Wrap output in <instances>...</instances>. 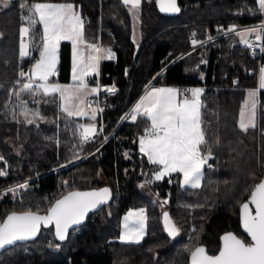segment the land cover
Listing matches in <instances>:
<instances>
[{"label": "trees", "instance_id": "16d2710c", "mask_svg": "<svg viewBox=\"0 0 264 264\" xmlns=\"http://www.w3.org/2000/svg\"><path fill=\"white\" fill-rule=\"evenodd\" d=\"M21 2L25 0H11L7 8L0 5V156L4 158L0 169L7 171L0 176V190L5 189L0 192V222L13 211L46 213L71 190L107 186L113 201L71 230L63 241L50 225L41 228L33 240L1 250L0 264H190V252L197 246L205 247L210 255L218 254L221 237L228 232L249 241L240 223V206L264 178V90L259 95L262 108L255 128L242 131L239 112L246 90L258 85L259 61L234 36L171 60L188 50L190 33L203 37L230 24L258 22L259 14L246 13L258 9L255 0H178L181 11L171 17L157 11L155 0H142L137 46L131 39L129 12L120 0H27L73 3L84 18L85 40L110 48L114 55L112 60L101 61L98 77L102 85L114 84L116 92L106 97L107 105L99 116L103 131L84 144L81 154L97 149L55 172V167L72 159L80 144L75 140L77 122L60 113L57 97V103L39 105L28 94L21 97L30 111L39 110L43 119L36 123H25L19 115L16 122L11 115L19 101L9 92L18 88L21 69L27 72L35 62L32 57L19 58ZM235 10L244 13L234 14ZM33 57L39 58L35 47ZM59 58L58 79L67 83L70 43L61 42ZM152 79L154 85L204 89L205 151L211 147L212 157L198 189L181 187L179 174L161 183H146L157 171L139 151V137L150 122L146 117L136 121L121 117ZM15 111L18 114L20 109ZM103 133L111 134L105 142ZM58 179L73 180L72 186L64 188ZM27 180L29 187L15 198L6 191ZM142 184L145 186L140 187ZM166 193L170 201L162 207L161 197ZM135 208L145 209L147 233L139 244H122L117 241L120 219ZM162 210L169 212L180 229L174 239L163 229Z\"/></svg>", "mask_w": 264, "mask_h": 264}, {"label": "snow or ice", "instance_id": "6c2138e0", "mask_svg": "<svg viewBox=\"0 0 264 264\" xmlns=\"http://www.w3.org/2000/svg\"><path fill=\"white\" fill-rule=\"evenodd\" d=\"M11 0H0V5L7 8ZM162 13H178L177 0H155ZM129 8L133 19H139V10L142 0H122ZM260 14H264V0H255ZM21 26L19 28V58L32 57L34 63L27 72H19L21 78L16 83L18 88L10 91L9 96H15L19 101L11 112L12 118L19 122L17 115L24 117L28 124L42 120L39 110L30 111L27 102L21 97L28 94L32 102L57 103L59 111L68 117H88L95 121L98 113L103 109L93 107L89 96L96 95L100 90L89 87L87 78L98 76L100 62L112 59L110 48H104L98 43H89L85 40L84 18L73 3L53 2H21ZM228 33H235L240 37V43L248 48L264 46L254 45L249 36L255 35L257 42L264 40V21L259 25L239 31L230 26ZM2 35V34H0ZM193 47L203 44L195 38ZM39 40L37 44L36 41ZM208 39H212L208 37ZM62 41L72 44V83L61 85L50 80L57 73L58 52ZM33 47L39 53V58L33 57ZM85 49L87 51H85ZM155 79V78H154ZM233 83H236L233 81ZM108 93H115L113 85L104 89ZM264 90V66L259 70L258 86L247 89L246 97L239 112V128L247 131L256 127L257 108L261 104L259 95ZM203 88L180 90L171 87H152L145 92L131 110L130 117L136 121L138 117H146L150 126L145 128L139 137V151L147 157L149 164L159 166L152 174V180L160 181L164 177L178 173L182 176L181 187L198 189L204 178V167L212 157L211 147L208 145L204 120L202 118ZM53 97L52 100L46 99ZM4 107L7 109L8 104ZM20 109L19 113L15 109ZM128 114L121 117L127 119ZM80 144H86L98 135L95 123L78 125ZM100 131H103L101 126ZM216 143L219 144V138ZM75 147V145H74ZM127 156V154H126ZM4 158L0 156V160ZM210 167V165H209ZM7 171L0 169V176H6ZM152 180L146 183H152ZM171 183V180H169ZM145 185H140L144 187ZM29 187L27 181L6 189L13 197L19 194L20 189ZM111 196L108 188L94 191L69 192L62 199H58L47 209L46 215L26 210L11 212L0 222V249L14 245L18 241L30 240L38 234L41 225L47 227L55 225L56 238L63 241L68 229L72 225L80 224L86 214L106 203ZM158 196V194H157ZM161 202V206L167 204ZM164 230L170 237H176L180 229L170 218L169 213H163ZM240 223L243 231L250 238V242L232 232L221 237V246L218 254L210 255L203 246H197L190 252V264H264V179L253 187L247 202L240 206ZM147 216L145 209L129 210L123 218L122 231L119 239L124 243L139 244L146 235Z\"/></svg>", "mask_w": 264, "mask_h": 264}, {"label": "rangeland", "instance_id": "374dc122", "mask_svg": "<svg viewBox=\"0 0 264 264\" xmlns=\"http://www.w3.org/2000/svg\"><path fill=\"white\" fill-rule=\"evenodd\" d=\"M120 2L122 3V0H120ZM123 4V3H122ZM124 5V4H123ZM125 6V5H124ZM126 7V6H125ZM129 8H130V6H128V7H126V9L128 10V12H129V15H130V21H131V39H132V42L137 46L138 44H139V41H140V10H139V19L138 20H134L133 19V16H132V13L129 11ZM244 10H235L234 11V14H238V15H242L244 12H243ZM254 11H258V9H249V10H247V14L248 15H250V16H253L254 14H259V13H257V12H254ZM262 16H264V14L263 15H261V17H260V19L262 18ZM226 28V27H225ZM220 30H223V29H220ZM193 35V33H190V34H188V36H187V42H188V45H189V41H188V38H189V36L190 35ZM219 34V32L217 33V35ZM229 36H234L237 40H239L240 41V37L239 36H237V35H235V34H232V35H229ZM195 37L196 38H203V37H198L197 35H195ZM242 44V43H241ZM103 47V46H102ZM202 48V47H201ZM189 49V48H188ZM200 49V48H199ZM194 51H196V50H194ZM191 52H193V51H191ZM191 52H188V50L186 51V52H184V53H181L180 55H178V56H176L175 58H173L172 60H171V63L172 62H174L175 60H178V59H180V58H182L185 54H187V53H191ZM262 66H264V65H262ZM261 68V67H260ZM260 68H259V70H260ZM57 69H58V64H57ZM259 70H258V72H257V78H259ZM72 77V76H71ZM92 78V77H91ZM90 78V76L87 78V80L88 79H91ZM50 80L52 81V82H56V83H61L60 81H59V79H58V77H51L50 78ZM153 80V79H152ZM72 83V78H71V80H70V82L69 83H66V84H61V85H68V84H71ZM258 86V85H257ZM89 87L90 88H92V87H95L94 85H90L89 84ZM189 89H192V88H189ZM181 90V89H180ZM183 90V89H182ZM57 97V101L59 100V97L58 96H56ZM95 97V95H93V96H89L88 97V99L91 101V99L92 98H94ZM132 107V106H131ZM262 108V107H261ZM260 108V109H261ZM58 109H59V107H58ZM260 109H258L257 108V114L260 112ZM131 110H132V108L130 109V111H127L126 112V114H128L129 112L131 113ZM61 114H63V116H65V117H68V116H66V114H64L63 112H60ZM129 113V114H130ZM126 114H124L123 116H125ZM128 114V120H130L131 119V117H130V115ZM99 113H98V115H97V117H96V120L95 121H91V120H89L88 119V117H83V118H81V117H76V116H73V117H68L69 119H72V120H74V121H76L77 123H76V125H77V127H78V125H81V124H89V123H95L96 124V126H97V131L99 132V130H100V128H101V126H99ZM126 119V120H127ZM122 120H124V119H122ZM131 121V120H130ZM264 133V132H263ZM102 135V137H103V142H105L106 140H108V138L110 137V135H105L104 133L103 134H101ZM75 140H77V143L78 142H80V140H79V132L77 131V133H76V138H75ZM76 143V144H77ZM83 147H84V144L83 145H81V144H78V146H77V148H76V151H75V153L72 155V159H70L69 161H67L66 163H62V164H60L59 166H57V167H55L53 170H56V171H58V170H61V169H66L69 165H73V164H75V163H77V162H79V161H81L82 159H84V158H86L88 155H90L93 151H95L96 149H97V147H95L94 149H92V151H90L89 153H86V154H81V150L83 149ZM146 159H147V157H146ZM148 161V160H147ZM211 161V159H209L208 160V162H210ZM208 164L209 163H207V165L206 166H208ZM158 168H159V166H157V170H158ZM176 174H178V173H173L171 176H168V177H164L162 180H160V181H155V180H152V176H151V180H152V183H161V182H163L166 178H171L172 176H174V175H176ZM100 178V181L103 183L104 182V178H103V176H100L99 177ZM29 180H27V182H28ZM25 182V181H24ZM24 182H21V183H24ZM60 182H62V180L60 181ZM63 187L64 188H67V187H69V185H71L72 183H73V180L72 181H68V180H63ZM152 183H150V184H152ZM72 186V185H71ZM62 187V186H61ZM7 189V188H6ZM144 190H145V192H147L146 191V189L145 188H143ZM5 190V189H4ZM21 190V189H20ZM19 190V191H20ZM161 199H163V200H167L168 202L170 201V194L169 193H166V195H164L163 197H161ZM135 209H139V208H135ZM135 209H130V210H135ZM129 211V210H128ZM128 211L127 212H125V214H123L122 215V217H121V219H120V223H119V235H118V238H117V241L118 242H120V243H122V244H135V243H124V242H121L120 241V239H119V236H120V233H121V231H122V223H123V218H124V216L128 213ZM145 214H146V212H145ZM146 216H147V214H146ZM147 219H148V216H147ZM146 233H147V227H146Z\"/></svg>", "mask_w": 264, "mask_h": 264}, {"label": "built area", "instance_id": "2783aa9c", "mask_svg": "<svg viewBox=\"0 0 264 264\" xmlns=\"http://www.w3.org/2000/svg\"><path fill=\"white\" fill-rule=\"evenodd\" d=\"M254 12H257L259 13V11H254ZM259 15H263V14H260ZM262 21H264V16H262V18L256 22V23H253V24H246V25H237V24H230L228 25L226 28H224L223 30H220V31H217V32H211V31H208L204 36L203 38H196L197 40H200V41H206L205 43L203 44H200V45H197L196 47H193L192 43H191V40H192V37L193 35L191 34L188 38V41H189V49H188V52H191V51H194V50H197L201 47H205V46H210V45H213L215 43L216 40L218 39H221L223 37H226V36H229V35H232V34H235L234 32L233 33H228V29L230 26H235L237 30L239 31H243L245 29H248V28H251L253 26H257L259 25ZM219 32V34L217 35V33ZM208 37H211L212 39H208ZM249 39L253 42L254 45H260V46H264V40L262 41H259L257 42L255 40V35H251L249 36ZM242 47L245 48L247 51H248V54L249 56L254 59V60H259L258 62V69L264 64V52H261L260 51V47L259 46H256V47H253V48H248L246 47L244 44H242ZM261 59H263V61H261ZM254 71H251V74H253ZM57 74V73H56ZM97 83L99 84L100 86V90L98 91V93L95 95L94 98L91 99V101L93 102L92 106L95 107L99 106V108L101 109H104V107L107 105V101H106V97L107 96H110V95H113L114 93L110 94L108 93L107 91H105L104 89L106 88H110L112 87L114 84H108V85H102L100 83V79L99 77H94V78H91V79H88V84L90 85H94L95 87L97 86ZM116 88V87H115ZM187 89V88H186ZM116 92V91H115ZM261 105H258V109H260ZM131 109V108H130ZM130 109L128 111H130ZM103 112V111H102ZM102 112L99 113V115L101 116ZM147 128V127H146ZM145 130V129H144ZM144 130L142 132V134L144 133ZM264 132V131H263ZM141 134V135H142ZM91 141V140H90ZM89 141V142H90ZM52 171H56V170H52ZM60 181V179H58V182ZM4 190H0V192H2ZM118 198V197H116ZM75 233H73L74 235Z\"/></svg>", "mask_w": 264, "mask_h": 264}, {"label": "water", "instance_id": "95a60500", "mask_svg": "<svg viewBox=\"0 0 264 264\" xmlns=\"http://www.w3.org/2000/svg\"><path fill=\"white\" fill-rule=\"evenodd\" d=\"M177 4H178V7L180 8V6H179V3H178V0H177ZM155 6H156V9H157V11L160 13V14H162V15H164V16H169V17H171V16H176V15H178L180 12H178V13H162L160 10H159V8H158V6H157V4H156V2H155ZM181 9V8H180ZM181 11V10H180ZM162 71L163 70H161L157 75H156V77H158L161 73H162ZM155 77V78H156ZM264 179V178H263ZM261 181V180H260ZM259 181V182H260ZM258 182V183H259ZM102 188H108L109 190H110V192H111V196L109 197V199H108V201L106 202V203H104V204H102V205H100L98 208H96V209H94V210H92V211H90V212H88L87 214H86V216H85V218H84V220L80 223V224H78V225H72L69 229H68V233H67V235H66V237L68 236V234H69V232L71 231V230H73V229H75V228H79V227H81L84 223H85V221L90 217V215H92L94 212H96V211H98V210H100L101 208H103V207H105V206H107V205H109L112 201H113V193H112V191H111V189L109 188V187H107V186H102V187H100V188H97V189H90V190H71V191H68L67 193H65L64 195H62L60 198H58V199H62L64 196H66L69 192H72V191H80V192H87V191H94V190H99V189H102ZM57 199V200H58ZM55 203V202H54ZM53 203V204H54ZM52 206V205H51ZM165 211H167V210H162V212H161V224H162V226H163V229H164V223H163V213L165 212ZM168 212V211H167ZM169 213V212H168ZM38 214H40V215H46L47 214V212L46 213H38ZM169 216H170V218L172 219V217H171V215L169 214ZM173 220V219H172ZM2 222V221H1ZM174 222V221H173ZM50 225H52L53 226V228H54V233H55V225H54V223L53 224H50ZM50 225H48V226H50ZM43 227H45V226H43V225H41V228H43ZM40 228V229H41ZM165 231V230H164ZM39 233V232H38ZM165 233L168 235V233L165 231ZM247 235V234H246ZM37 236V235H36ZM169 236V235H168ZM170 237V236H169ZM35 238V237H34ZM34 238H32V239H30V240H27V241H18V242H16V243H26V242H28V241H31V240H33ZM172 239H174L173 237H171ZM249 238V237H248ZM249 242H250V238H249ZM15 243V244H16ZM9 246H12V245H8V246H5V248H7V247H9ZM5 248H2V249H0V251L1 250H3V249H5Z\"/></svg>", "mask_w": 264, "mask_h": 264}, {"label": "crops", "instance_id": "0c3cea01", "mask_svg": "<svg viewBox=\"0 0 264 264\" xmlns=\"http://www.w3.org/2000/svg\"><path fill=\"white\" fill-rule=\"evenodd\" d=\"M62 42H68V43H70V45H71V68H70V79H69V82H70V80H71V76H72V44H71V42L70 41H62ZM99 44V43H98ZM104 48H106V47H104ZM85 51H87L86 49H85ZM113 53V52H112ZM113 58H114V55H113ZM112 58V59H113ZM112 59H104V60H112ZM101 61H103V60H101ZM59 62H60V58H59V52H58V63L57 64H59ZM101 63V62H100ZM264 65V64H263ZM99 71H100V69H99ZM53 77H59V74H56L55 76H53ZM93 78V77H96V76H90V78ZM69 82H67V83H69ZM59 84H66V83H59ZM152 87H171V88H176V89H183V88H179V87H174V86H160V85H154V84H151L150 86H147V87H145V89L143 90V92L140 94V96L137 98V100L134 102V104L132 105V109L134 108V106L136 105V103L140 100V98L143 96V95H145V92L147 91V90H149L150 88H152ZM189 89V88H188ZM183 90H185V89H183ZM130 113V112H129ZM130 115V114H129ZM131 120V119H130ZM132 121V120H131ZM150 122V121H149ZM205 167H207L206 165H205ZM204 167V168H205ZM180 175V174H179ZM182 180V176L180 175V181ZM201 185H202V181H201ZM181 186V185H180ZM185 188H191V187H185ZM193 189V188H192ZM127 212V211H126Z\"/></svg>", "mask_w": 264, "mask_h": 264}, {"label": "bare ground", "instance_id": "6f19581e", "mask_svg": "<svg viewBox=\"0 0 264 264\" xmlns=\"http://www.w3.org/2000/svg\"><path fill=\"white\" fill-rule=\"evenodd\" d=\"M259 61V60H258ZM261 61H263V59H261Z\"/></svg>", "mask_w": 264, "mask_h": 264}]
</instances>
